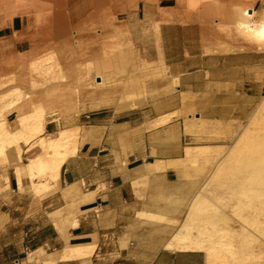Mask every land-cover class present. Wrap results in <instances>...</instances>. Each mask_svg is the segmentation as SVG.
I'll list each match as a JSON object with an SVG mask.
<instances>
[{
    "label": "crops",
    "instance_id": "obj_1",
    "mask_svg": "<svg viewBox=\"0 0 264 264\" xmlns=\"http://www.w3.org/2000/svg\"><path fill=\"white\" fill-rule=\"evenodd\" d=\"M249 4L259 19L264 0H0V57L68 42L73 28L84 36L92 30L116 36L118 29L128 28L142 35L156 23L163 61L183 92L195 94L198 118L239 124L264 91V50L255 42H225L218 28L235 25L234 12ZM163 115L152 117L147 110L83 115L77 150L63 161L55 182L48 172L20 175L15 153L5 151L0 157V264L86 263L90 254L59 257L68 242L94 244L88 264L146 258L140 248L128 249V239L139 244L141 235L158 225L138 215H162L166 189L186 185L179 178L184 123L161 122ZM51 123L46 132H53ZM35 146L32 140L16 147L22 163L41 152ZM155 160L162 167L150 170L147 165ZM98 254L103 257L96 263Z\"/></svg>",
    "mask_w": 264,
    "mask_h": 264
},
{
    "label": "rangeland",
    "instance_id": "obj_2",
    "mask_svg": "<svg viewBox=\"0 0 264 264\" xmlns=\"http://www.w3.org/2000/svg\"><path fill=\"white\" fill-rule=\"evenodd\" d=\"M237 27L236 20L235 25L219 27L222 39L255 42L264 50V40L245 36ZM156 31V23L142 35L128 28V32L118 29L116 36L98 35L96 30L84 36L73 28L68 42H51L33 53L0 57V157L5 158V151H17L20 142L32 141L23 128L34 117H44V126L51 121L53 132L42 135L67 129L69 142L59 151H50L48 167L30 177L48 172L55 182L64 156L77 149V125L83 115L100 110H147L152 117L165 114L161 122L184 123L182 147L201 146L203 151L198 149L191 160L179 161V178L186 185L166 189L160 199L165 207L162 215H138L158 229L141 235L139 244L128 239V249L138 247L148 254L146 258L130 257L128 264H264V178L255 176L253 180L251 171L233 166V158L240 159L247 150L242 144L264 141V91L243 123L222 125L199 119L196 96L183 92L163 61ZM125 86V96H133L141 105L121 110ZM147 166L156 170L162 164L154 161ZM178 232L195 240L203 251L165 249V243L176 241L173 235ZM91 256L83 264H88ZM102 257L98 254L96 263Z\"/></svg>",
    "mask_w": 264,
    "mask_h": 264
},
{
    "label": "bare ground",
    "instance_id": "obj_3",
    "mask_svg": "<svg viewBox=\"0 0 264 264\" xmlns=\"http://www.w3.org/2000/svg\"><path fill=\"white\" fill-rule=\"evenodd\" d=\"M240 8L236 9L237 11H235V13L237 15H235V16H237V17L236 18L234 17V19L236 20L237 26L242 30L243 33L242 32L241 33L243 35L245 34V36H248V37L252 36L253 38H256V40H258V41L264 40V14H262V18L260 17L261 20H256V19H254V16L256 15V11L251 6L241 8V9ZM262 13H264V12H262ZM252 37H250V38H252ZM130 85H128V86H130ZM126 86L122 87L123 90L121 91L123 93L122 94V100H121L123 102V106H122L121 110L127 109V108H133V107H137V106L141 105V101L138 99H133L132 98L133 96L130 97V96H128L129 94L127 96H125L126 90H127ZM130 87H128V88H130ZM138 94L140 95V93H138ZM139 95H138V98H140ZM34 118H36V119H32V120H29L27 122V124L23 128V131H24V135L25 134L29 135V139H30V137H32V140L35 142V144H37V146H39L41 152L37 156H35L33 158H29L27 162L22 163L21 157L19 156L20 154H18L19 153L18 150L16 151V149H14V151H12L13 152V154H12L11 150L8 149V150H10V153L12 155H14V153H15V155H14L15 157L14 156H12V157L14 158L13 163H15L14 165L17 166L18 173L20 175L22 173H25L29 177L33 176L34 174H36L42 170H45L48 167L47 166L48 160L46 157L49 156L50 151H53V152L59 151L60 148L67 147L66 145H68V142H69V134H68L67 129L60 130L56 135L43 136L42 134H44V131H45V126H44L45 118L39 117V116L34 117ZM158 123H159L158 121L153 122V123L149 124L148 126L156 125ZM9 141H11V140L9 139ZM257 141L254 140V141H251L248 143L246 142L245 144H242V142H241L242 146L247 150L245 151V154L243 153L244 155H242L240 159H238V158L235 159V157L233 158V161L235 160L233 162V166H235V164H236V167L234 168L236 170L238 169L240 171H243V170L244 171L245 170L251 171L250 174L252 173L253 177L250 175L249 176L252 179L256 178L255 176H257V178L260 177V179L262 180V178H264V141H262V138H261L262 142L261 141L257 142ZM241 144H240V146H241ZM11 146H13V145H11ZM242 146H241V148H242ZM74 148L71 149L72 150L71 152H68L69 149L67 150L68 155H66L67 153L65 154L66 155V157L64 156L65 159H67L69 156L75 154L77 149L75 150ZM202 148L203 147H201V146H186V147H184L183 157H182V159H179V160L180 161L184 160V159L187 161L189 159L191 160L192 158H194L197 155V153H199L198 149L203 151ZM237 149H235L236 152L239 151V149L238 150ZM9 155H8V157H9ZM13 158L11 160H13ZM11 160H10V162H11ZM149 164H154V162H150ZM58 171H59V169H58ZM56 177H58V173H57ZM260 179H258V181H260ZM255 181H256V179H255ZM47 183H48V181H45L42 184H40V183L39 184L42 187L43 186L46 187ZM39 184H35V187L37 189H38V187H41ZM180 234H181L180 232L175 233L173 235V238L176 241L165 243L164 248L170 249V250L182 251V252H184V251H203L202 246L199 245L195 240L189 239V237H186V236H180ZM65 237H67V236H65ZM69 237H72V236H69ZM93 247H94L93 243L69 244V242H68L64 247L63 254L60 255L59 257L61 259H68L69 260V258L74 257L73 254H77L78 256H83V257L88 256L89 254L92 255L91 254L92 250H94ZM46 261L48 262L49 260L47 259ZM49 263H50V261L48 262V264Z\"/></svg>",
    "mask_w": 264,
    "mask_h": 264
}]
</instances>
